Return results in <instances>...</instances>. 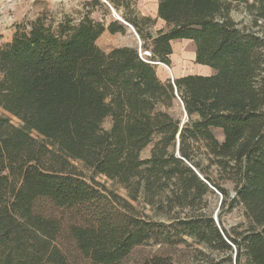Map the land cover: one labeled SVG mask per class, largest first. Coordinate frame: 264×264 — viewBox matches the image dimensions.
I'll use <instances>...</instances> for the list:
<instances>
[{"label": "trees", "instance_id": "16d2710c", "mask_svg": "<svg viewBox=\"0 0 264 264\" xmlns=\"http://www.w3.org/2000/svg\"><path fill=\"white\" fill-rule=\"evenodd\" d=\"M239 5L250 24L232 18ZM158 18L168 29L155 36L128 21L147 61L132 47L102 50L104 32L126 29L89 17L38 18L0 46V108L9 115H0V264H72L60 240L86 264H129L150 241L198 246L191 264H264V0H158ZM179 40L192 41L196 63L215 73L162 81L153 63L170 66ZM177 95L188 115L181 131L162 110ZM76 162L123 186L129 200L89 181ZM211 185L223 197L221 214L242 205L246 223L228 230L221 214L217 223L204 210ZM140 199L168 223L140 212ZM41 201L80 223L64 226L38 211Z\"/></svg>", "mask_w": 264, "mask_h": 264}, {"label": "rangeland", "instance_id": "374dc122", "mask_svg": "<svg viewBox=\"0 0 264 264\" xmlns=\"http://www.w3.org/2000/svg\"><path fill=\"white\" fill-rule=\"evenodd\" d=\"M143 10L142 0H0V46L10 42L17 30H29L30 25L38 18H42L48 23L55 22L56 25L58 22L68 19L75 23H79L84 18L89 17L96 22H102L106 27L113 22H117L128 31V33L125 31V33L119 32L115 34H111L108 31L104 32L97 41V45L102 50L110 51L114 48L129 46L135 43V48L140 53L144 51L142 48L144 41L141 39L136 28L128 21L138 22L142 28L143 35L151 34L155 36L161 28H163L161 30L168 29V26H161L159 22H144V18L150 17L145 16ZM231 16L235 21L242 22V24H250L253 19V16L245 10L243 5H239L235 8L231 12ZM125 22L132 27L126 25ZM172 47L173 61L170 66L161 63H153L156 65L157 74L162 81L170 80L174 83L175 80L184 76L203 75L207 73V69L204 66L196 63V46L192 41H175ZM162 110L167 111L174 119L179 120L181 124L188 121L183 102L178 95L171 108H162ZM0 115L9 116L1 108ZM10 118L14 125H19L20 122L18 119L14 117ZM111 126V120H105L103 127L108 130ZM214 133L220 141L223 140V133L221 130H215ZM34 135L37 137L36 134ZM158 139L159 137L155 138L154 142L142 151V159L145 160L150 157L151 150ZM75 164L89 181L129 200L128 191L123 186L104 176L93 175L91 171L87 170L79 162ZM220 176L221 175L215 171L212 178L217 183L224 184L226 181ZM226 184L230 190V197L233 198L235 196L234 186L231 183ZM211 187L213 192L205 197L206 207H204V210L214 218L215 215L219 217L221 214L223 197L212 185ZM134 205L140 212L154 219V221L160 220L168 223L163 215H155L154 210H152L150 206L142 204V199L135 202ZM37 209L45 215L62 219L64 226L74 222L80 223V219L76 213L59 210L46 201L39 202ZM225 209H227V207H225ZM221 221L223 226L228 230L246 223L243 206L240 205L231 212H223L221 214ZM189 242H192L191 239H189ZM58 245H60L67 254L72 264H86L85 261L76 254L71 242L68 240H60L58 241ZM195 248H198V246H176L169 248L156 244L154 241H150L135 249L127 262L129 264H143L145 261L155 256H170L174 264H191L197 255Z\"/></svg>", "mask_w": 264, "mask_h": 264}, {"label": "crops", "instance_id": "0c3cea01", "mask_svg": "<svg viewBox=\"0 0 264 264\" xmlns=\"http://www.w3.org/2000/svg\"><path fill=\"white\" fill-rule=\"evenodd\" d=\"M142 7L144 8L143 11H144V15L145 16L150 17L151 19L155 20V22H159L161 26L163 25V26L167 27L166 22H164L162 19L158 18V0H142ZM141 13H142V10H141ZM161 29H163V28H161ZM126 33H128L127 30H126ZM179 41H188V40H179ZM174 42H172V46H173ZM124 47L135 48L136 46H135V43H134V44H131L129 46L127 45V46H124ZM106 52H109V51H106ZM172 56H171V62L173 61L172 60L173 59ZM204 67L207 69V73L203 74V76H210V75H213L215 73V71L212 68H210L208 66H204Z\"/></svg>", "mask_w": 264, "mask_h": 264}, {"label": "water", "instance_id": "95a60500", "mask_svg": "<svg viewBox=\"0 0 264 264\" xmlns=\"http://www.w3.org/2000/svg\"><path fill=\"white\" fill-rule=\"evenodd\" d=\"M125 24H126V25H129L127 22H125ZM129 26H130V25H129ZM130 27H132V26H130ZM184 110H185V108H184ZM185 113H186V118L188 119V115H187L186 110H185ZM186 122H187V121H186ZM184 124H185V122H183V123L180 125V131H181V129L183 128ZM179 134H180V132H179ZM179 134H178V136H177V138H178L177 153H178V154H179V145H180ZM200 177H201L202 180H204V178H203L202 176H200ZM214 219H215V221L218 223V217H217V215H215Z\"/></svg>", "mask_w": 264, "mask_h": 264}, {"label": "built area", "instance_id": "2783aa9c", "mask_svg": "<svg viewBox=\"0 0 264 264\" xmlns=\"http://www.w3.org/2000/svg\"><path fill=\"white\" fill-rule=\"evenodd\" d=\"M151 56V54H150V52H148V51H141L140 52V57L143 59V60H145V61H147V59L146 58H148V57H150Z\"/></svg>", "mask_w": 264, "mask_h": 264}, {"label": "bare ground", "instance_id": "6f19581e", "mask_svg": "<svg viewBox=\"0 0 264 264\" xmlns=\"http://www.w3.org/2000/svg\"><path fill=\"white\" fill-rule=\"evenodd\" d=\"M118 16V15H117ZM119 17V16H118Z\"/></svg>", "mask_w": 264, "mask_h": 264}]
</instances>
